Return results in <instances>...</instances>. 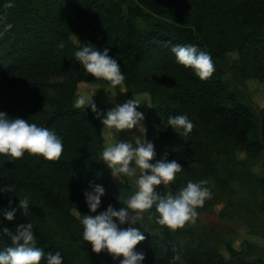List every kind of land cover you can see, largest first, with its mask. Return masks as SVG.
<instances>
[{
  "label": "trees",
  "instance_id": "1",
  "mask_svg": "<svg viewBox=\"0 0 264 264\" xmlns=\"http://www.w3.org/2000/svg\"><path fill=\"white\" fill-rule=\"evenodd\" d=\"M212 1L219 5L240 1L248 11V31L234 42L222 34L198 32L190 25L189 16L171 0H12L10 6L0 0V14L5 17L0 23V110L54 129L64 144L56 160L27 151L14 161L0 154V170L11 177L22 174V187L81 233L83 226L72 209L90 211L82 191L90 180L105 186L101 208L109 203L122 206L111 183V171L100 157L105 144L101 121L90 106H73L75 88L86 73L73 52L91 42L111 49L129 90L150 93L151 129L147 137L156 146L155 158L167 151L169 159L176 158L182 164L168 192L176 193L188 180L218 176V158L232 151L230 143L253 155L264 153L263 117L224 80L225 55L235 48H244L246 56L230 67L246 70L263 63L264 0ZM8 22L12 27L5 30L4 23ZM74 30L80 44L71 37ZM60 41L63 48L58 47ZM173 44H196L208 51L214 64L212 74L201 79L190 66L177 62ZM177 113H186L193 121L186 136L170 125L160 128L162 117L166 120ZM176 140L187 149L189 158L179 157L171 148ZM251 177L264 184V176ZM152 207L158 215L155 205ZM29 220L37 246L45 252L59 249L23 213L11 221L0 215V221L13 230L17 223ZM161 225L160 234L145 231L144 240L136 245L145 251V264H169L175 253L180 254L183 264H255L234 246H229L226 258L215 247L205 242L190 245L176 237L174 230ZM10 243L7 234L0 232V248ZM62 255L63 264H74ZM39 264H46V257Z\"/></svg>",
  "mask_w": 264,
  "mask_h": 264
},
{
  "label": "clouds",
  "instance_id": "2",
  "mask_svg": "<svg viewBox=\"0 0 264 264\" xmlns=\"http://www.w3.org/2000/svg\"><path fill=\"white\" fill-rule=\"evenodd\" d=\"M11 4L12 0H6L7 6ZM4 19V15L0 14V23ZM11 27L10 22L4 23L5 30ZM2 35L3 31H0V36ZM58 47H64L63 41L58 43ZM110 51L107 46L101 48L91 42L76 47L73 55L86 73L94 75V80L113 88L120 86V91H126L123 86L125 73ZM172 51L177 62L190 66L201 79L208 78L214 71L211 54L196 44H173ZM112 102L113 106L101 108L97 105L94 94L78 92L74 96L73 106L87 109L91 107L95 117L101 121V134L111 138L100 151L101 160L114 178L121 183L127 178L135 190L126 198L121 195L117 197L122 201L119 208L112 203L101 208L105 186L90 180L88 186L82 189L90 211L85 214L78 212L77 218L83 226L82 237L84 241L91 243L93 251L109 253L118 264H145V253L135 247L145 238L141 227L144 210L155 205L158 213L155 221L174 230L183 226L186 221L195 222L199 214L198 207L204 204L205 197L213 192V188L205 179L188 180L174 194L161 193L157 186L168 185L173 181L182 164L176 158L169 159L167 151L155 158L157 153L154 142L146 136L142 138L136 131L132 132L129 139L119 138L122 130L135 128L140 133L146 130L143 123L145 114L138 106L142 103L151 105L147 94L143 101L133 94L123 102ZM159 125L161 130L170 125L182 136H186L193 128V121L186 113H177L168 115L166 120L162 117ZM63 149V138L54 129L0 110V154L6 155L9 160L22 157L25 151L42 155L47 160H56L61 157ZM6 191H16L15 184L0 183V193ZM18 211L25 215L29 213L28 196H19L15 204L9 198L8 206L0 208V215L11 221L16 218ZM0 232L7 234L11 241L5 248H0V264H39L42 257H46V264H63L64 256L60 249L45 252L42 247L37 246L30 220L17 223L14 230L0 221ZM175 262L183 264L179 253L171 257L169 264Z\"/></svg>",
  "mask_w": 264,
  "mask_h": 264
},
{
  "label": "rangeland",
  "instance_id": "3",
  "mask_svg": "<svg viewBox=\"0 0 264 264\" xmlns=\"http://www.w3.org/2000/svg\"><path fill=\"white\" fill-rule=\"evenodd\" d=\"M171 1L177 3L178 7L189 16L190 25H193L198 32L201 30L212 34H222L234 42L242 33L248 31V11L240 1H228L226 5H219L212 0ZM71 37L76 44H80L75 30L71 32ZM245 56L246 50L239 47L226 53L224 80L230 90L236 91L252 103L264 119V61L246 70L230 67L238 63L237 60L241 62ZM94 79L93 74L85 73L84 78L75 88L74 96L78 92H90L94 94L97 105H102L104 108L113 106L112 101L123 102L133 94L142 101L147 94L151 103V95L147 90L132 91L123 82L126 91H120V86L113 88ZM138 107L145 114L143 123L146 125V130L143 133L135 128L122 130L119 138L129 139L133 131L142 138L147 137V132L151 129L149 121H151L152 104L142 103ZM108 139L111 138L105 137V143ZM171 148L177 151L179 157L189 158V153L180 140H176ZM228 148L232 151L223 153L218 158V176L209 175L202 178L208 181L213 192L206 196L204 204L198 207L199 214L195 222L186 221L183 226H178L174 229L175 236L193 246L199 242H205L215 247L226 258L229 256L228 248L231 245L244 257L254 260L255 264H264V184L251 177L264 176V153L253 155L245 149L236 147L235 143H230ZM3 168L6 169L7 166ZM111 178L117 197L121 195L126 198L135 190L134 186L128 183L127 178L124 183L113 176ZM21 180L22 174L15 173L11 177L6 171L0 170V183H14L16 190L11 193L7 191L0 193L1 207L8 206L9 198L15 204L19 196L26 195L30 201V211L27 215H23L31 218L48 240L74 264H118L109 253L93 251L91 243L84 241L81 232L70 226L62 215L38 196H31V191L22 187ZM171 182L157 187L161 193L168 192ZM152 208L144 210L142 231L160 234L162 225L155 221L156 215ZM19 212L23 213L18 211L17 217ZM78 212L87 213L77 208L72 209L76 217ZM165 227L168 226L165 225ZM136 248L145 253L143 248Z\"/></svg>",
  "mask_w": 264,
  "mask_h": 264
}]
</instances>
